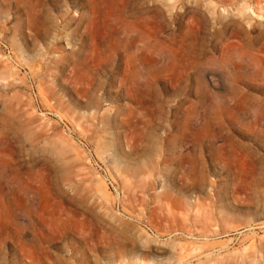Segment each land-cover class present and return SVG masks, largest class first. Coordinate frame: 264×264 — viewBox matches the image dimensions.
Wrapping results in <instances>:
<instances>
[{"label":"rangeland","instance_id":"rangeland-1","mask_svg":"<svg viewBox=\"0 0 264 264\" xmlns=\"http://www.w3.org/2000/svg\"><path fill=\"white\" fill-rule=\"evenodd\" d=\"M0 264H264V0H0Z\"/></svg>","mask_w":264,"mask_h":264},{"label":"bare ground","instance_id":"bare-ground-1","mask_svg":"<svg viewBox=\"0 0 264 264\" xmlns=\"http://www.w3.org/2000/svg\"><path fill=\"white\" fill-rule=\"evenodd\" d=\"M37 1V0H36Z\"/></svg>","mask_w":264,"mask_h":264}]
</instances>
